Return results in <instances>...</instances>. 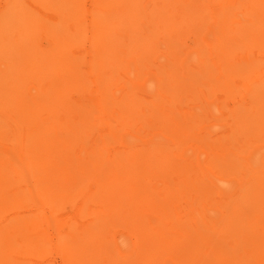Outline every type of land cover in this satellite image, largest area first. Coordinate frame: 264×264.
<instances>
[{"label": "bare ground", "instance_id": "obj_1", "mask_svg": "<svg viewBox=\"0 0 264 264\" xmlns=\"http://www.w3.org/2000/svg\"><path fill=\"white\" fill-rule=\"evenodd\" d=\"M204 5L0 0V264H264V56L214 130Z\"/></svg>", "mask_w": 264, "mask_h": 264}, {"label": "rangeland", "instance_id": "obj_2", "mask_svg": "<svg viewBox=\"0 0 264 264\" xmlns=\"http://www.w3.org/2000/svg\"><path fill=\"white\" fill-rule=\"evenodd\" d=\"M90 2L91 0H87V3ZM219 2L223 3L224 6H222ZM259 6L264 7V3L261 0H205L203 11L207 15V25L201 34L206 39L208 36L207 42L212 43L213 49L217 52V54L221 50H226L227 52V54H225V57H227L225 59V62L222 63L220 61V63L222 64V68L219 70L214 67L213 72H211L216 76L221 73L226 75V80L217 79L213 83L216 86L217 91L215 92V96L210 98V101L212 103L211 108L215 113L214 117L210 116L207 118V121H210L208 123L211 125L213 123V120H215V122L226 123V121L235 119L236 116H244V118H247L250 115L249 113H251L252 111V106L248 107L247 103L252 101L253 99L252 91L254 89L252 88L256 86L255 72H250L247 70L236 71L234 70V67L235 64H244L242 63V59L250 55L248 52H246V50H248L250 47H253L252 49H254V52L250 55V57L256 58L258 54L264 56V38L263 35H261L260 37L263 38L261 41H254L248 44L247 41L243 40V36L240 38H237L236 36L240 35V31H244L247 33L251 29H256V32L262 31V33H264V11L262 12V14H259ZM225 11L228 12L226 13L228 22L223 21ZM250 20H253V23H251ZM88 23L90 26L92 21L88 20ZM210 24L215 26L213 28V31L215 30V34L211 33L209 35H204L207 31H209L208 26ZM221 24L224 28H226L225 32L222 34L224 43H221V41L215 42L216 36H220L218 27H222ZM188 39V43L194 47V41L190 37ZM204 43L205 42L201 41L199 42V45L202 46L203 50L209 53L210 48H208L207 44ZM89 47L90 43H87L84 49H88ZM228 57L236 59L235 64L230 61ZM259 60L261 64L259 68L256 69L257 73H260L262 67H264V58H259ZM262 99L264 103V97ZM215 100L216 102H214ZM218 103L220 104L222 111L219 110L217 105ZM258 107L259 102H257V108ZM249 119H251V117ZM253 123L242 122L241 124H246V126L250 124L249 132H255ZM230 124L231 122H228V125ZM227 126L224 127V129H226ZM216 127L217 126H213V129L216 130ZM249 136H251V133Z\"/></svg>", "mask_w": 264, "mask_h": 264}]
</instances>
